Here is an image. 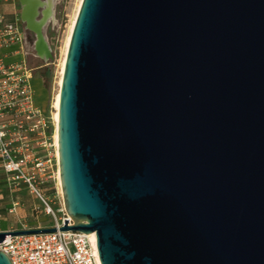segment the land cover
Wrapping results in <instances>:
<instances>
[{"label": "water", "instance_id": "obj_1", "mask_svg": "<svg viewBox=\"0 0 264 264\" xmlns=\"http://www.w3.org/2000/svg\"><path fill=\"white\" fill-rule=\"evenodd\" d=\"M19 1L51 58L45 1ZM58 135L72 222L0 243L73 231L101 264H264V0H82Z\"/></svg>", "mask_w": 264, "mask_h": 264}, {"label": "built area", "instance_id": "obj_2", "mask_svg": "<svg viewBox=\"0 0 264 264\" xmlns=\"http://www.w3.org/2000/svg\"><path fill=\"white\" fill-rule=\"evenodd\" d=\"M28 31L21 17L0 11V50L17 46L14 53L28 55ZM33 79L34 69L26 57L10 61L6 54L0 55V183L12 193L26 187L44 202L52 221L29 227H61L64 218L72 219L64 208V216L58 215L45 191L51 186L53 196L60 193L59 109L55 104L47 109L38 103ZM15 211V207L10 209ZM0 250L13 264H101L96 236L84 232L9 235Z\"/></svg>", "mask_w": 264, "mask_h": 264}, {"label": "rangeland", "instance_id": "obj_3", "mask_svg": "<svg viewBox=\"0 0 264 264\" xmlns=\"http://www.w3.org/2000/svg\"><path fill=\"white\" fill-rule=\"evenodd\" d=\"M44 1L49 2L50 6L46 5V7L40 9L39 18H43L49 8L50 16L47 20L46 36L52 50V57H38L35 49L37 36L31 30L28 31L27 42L29 64L34 69V78L42 80V82H39L38 90H36L37 100H42L46 108L50 109L52 104L56 105L57 95L60 91L59 79L61 77L66 39L80 0ZM18 4L19 10H22L19 0ZM46 75L49 79L48 86L44 82ZM35 83L38 84V81H35ZM45 191L53 208L59 216L63 217V208L66 209L61 184L58 196L52 195L51 186H48ZM14 207L16 211L11 213L10 209ZM51 221L52 216L47 213L42 199L34 196L28 188L22 187L12 193L6 184L0 183V226L2 228H21L24 225L32 226L37 223H50Z\"/></svg>", "mask_w": 264, "mask_h": 264}, {"label": "crops", "instance_id": "obj_4", "mask_svg": "<svg viewBox=\"0 0 264 264\" xmlns=\"http://www.w3.org/2000/svg\"><path fill=\"white\" fill-rule=\"evenodd\" d=\"M0 11L6 12L7 14H9L10 17H18V16L21 17V10H19L18 0H0ZM17 49H18L17 46L2 49L0 50V55L6 54L7 60H10V61L20 60V59H23L24 57H26L29 61L28 55L24 54L23 52L20 51L18 53H14V51ZM26 49L28 51V43L26 45ZM38 57H41V56L38 55ZM33 81H34L33 83H35V81H38V84L35 83L34 85L35 89L38 90V87L40 86L39 82H42V80L39 78H34ZM38 103L46 108L42 100L38 99ZM39 224L41 223H37L36 225H32V226H38ZM24 226L29 227L28 225H24ZM12 228H15V227H12ZM3 229L7 230L10 228H3Z\"/></svg>", "mask_w": 264, "mask_h": 264}, {"label": "bare ground", "instance_id": "obj_5", "mask_svg": "<svg viewBox=\"0 0 264 264\" xmlns=\"http://www.w3.org/2000/svg\"><path fill=\"white\" fill-rule=\"evenodd\" d=\"M48 3H49V2H45V4H46L47 6H50ZM81 4H82V0H80V2H79L78 9H77L76 14H75V17H74V19H73V21H72V23H71L70 31H69V34H68L67 39H66L65 54H64V58H63V64H62V70H61V77H60V79H59V85H60V87H61V84H62L63 72H64V66H65V62H66V56H67V52H68V47H69V44H70V40H71V36H72V32H73V29H74V25H75V22H76V19H77L78 12H79V9H80V7H81ZM47 8H48V7H47ZM46 14H47V15L49 14V8H48V10L46 11ZM56 106H57V108L59 109V106H60V91H59V93H58V95H57ZM56 117H57V119H59V110H58V112L56 113ZM58 136H59V135H58V130H57V132H56V143H57V145H59V142H58ZM60 184H61V183H60ZM91 236L95 239V236H96V235H95V233H92Z\"/></svg>", "mask_w": 264, "mask_h": 264}, {"label": "trees", "instance_id": "obj_6", "mask_svg": "<svg viewBox=\"0 0 264 264\" xmlns=\"http://www.w3.org/2000/svg\"><path fill=\"white\" fill-rule=\"evenodd\" d=\"M48 78H47V75H46V78H44V82H45V84H46V86H48L49 85V79L47 80Z\"/></svg>", "mask_w": 264, "mask_h": 264}]
</instances>
